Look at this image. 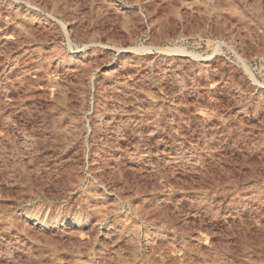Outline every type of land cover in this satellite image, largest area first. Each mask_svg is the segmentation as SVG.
I'll list each match as a JSON object with an SVG mask.
<instances>
[{
	"label": "rangeland",
	"instance_id": "obj_1",
	"mask_svg": "<svg viewBox=\"0 0 264 264\" xmlns=\"http://www.w3.org/2000/svg\"><path fill=\"white\" fill-rule=\"evenodd\" d=\"M0 264H264V0H0Z\"/></svg>",
	"mask_w": 264,
	"mask_h": 264
},
{
	"label": "bare ground",
	"instance_id": "obj_2",
	"mask_svg": "<svg viewBox=\"0 0 264 264\" xmlns=\"http://www.w3.org/2000/svg\"><path fill=\"white\" fill-rule=\"evenodd\" d=\"M169 51L172 50V51H182L180 48H173V49H168ZM185 51V50H184Z\"/></svg>",
	"mask_w": 264,
	"mask_h": 264
}]
</instances>
